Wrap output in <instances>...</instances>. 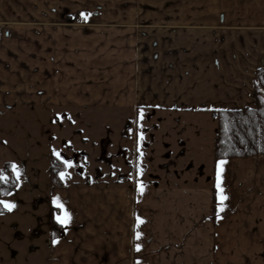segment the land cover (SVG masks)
<instances>
[{
    "label": "crops",
    "instance_id": "obj_1",
    "mask_svg": "<svg viewBox=\"0 0 264 264\" xmlns=\"http://www.w3.org/2000/svg\"><path fill=\"white\" fill-rule=\"evenodd\" d=\"M263 66L264 0H0L6 110L139 112L157 145L172 120L205 117L214 128L209 111L251 105ZM211 146L208 180L152 185L142 173L119 184L48 185L36 207H20L29 220L42 211V224L26 228L37 235L26 240L28 260L0 264H264V155L213 161ZM21 226L0 217L1 241Z\"/></svg>",
    "mask_w": 264,
    "mask_h": 264
},
{
    "label": "rangeland",
    "instance_id": "obj_2",
    "mask_svg": "<svg viewBox=\"0 0 264 264\" xmlns=\"http://www.w3.org/2000/svg\"><path fill=\"white\" fill-rule=\"evenodd\" d=\"M75 20L72 23L70 20L68 23L70 42H75L77 39L75 28L78 22ZM12 108L6 110L5 107H0V168L5 164L11 165L18 185L13 193L3 199L4 207L11 205L9 214L0 217L3 220L14 221L17 225L21 221V227L24 228L7 229L3 233V241L0 233V259L28 260L29 245L26 240L37 235H34L33 227L31 230L26 228H30V220L32 226L34 223L36 226L42 224L40 214L42 211L29 220L22 215L20 207H36L44 197L47 186L51 185L48 182V171L54 157L67 156L71 164H74L78 154L71 150L72 147L77 151L85 150L91 164L92 161L94 165L97 164L93 157H100L101 171L104 174L102 179L109 183L114 179L106 177L109 169L102 165V160L113 162L111 167H123L121 162L116 163L112 155L127 157L132 161L136 166L137 177L141 176V173L159 175L158 180L161 184H189L191 181L197 182L199 177H205L207 180L211 177L209 155L214 128L205 117L196 118L190 115L185 116L184 120H172L170 121L172 132L165 130L162 135H157L155 142L157 145H149L145 143V135L148 139L155 131L151 129L149 133L148 130L141 129L139 112L137 115L126 112L115 113L108 108L83 105H68L66 108H60L58 105ZM128 116L132 123L136 119L139 122L131 126V140L134 143L137 141V145L130 143L128 148L131 151H123L121 131L124 124L131 123L128 121ZM182 122L183 125L188 124V127H182L181 134L178 130L173 132L175 126L178 129V123ZM153 125L155 121H151V126ZM76 130L80 134L74 133ZM81 138L86 142H81ZM146 145H149L148 148ZM72 169L71 165L68 166L70 173ZM116 171H119L118 168ZM174 172L181 174V179H176L173 176ZM149 177L155 178L152 175ZM68 178L64 176L62 180ZM5 208L9 211V208Z\"/></svg>",
    "mask_w": 264,
    "mask_h": 264
},
{
    "label": "trees",
    "instance_id": "obj_3",
    "mask_svg": "<svg viewBox=\"0 0 264 264\" xmlns=\"http://www.w3.org/2000/svg\"><path fill=\"white\" fill-rule=\"evenodd\" d=\"M209 112L213 116L215 123L211 146L213 161L264 155V66L255 72L251 105L239 110H213ZM131 126L130 123L126 129V124H124L123 131H121L123 151H131L128 145L134 143L131 140ZM143 130L147 131L146 128H143ZM74 133L80 134L78 130L74 131ZM80 141L86 142L82 138ZM145 143L148 144L147 141ZM124 145L127 146L124 147ZM71 150L78 154L74 164H71L67 156H56L52 159L48 171L51 185L64 186L67 182H70L69 185L78 183L86 185L93 183L109 184V182H105L102 179L104 174L101 171L100 157H93L97 162L96 166L93 161L92 164L89 162L90 158L85 150L78 149L77 151L73 147ZM135 153L137 154L136 151ZM112 156L116 162L123 164V170L116 171L114 167H111L113 162L107 159L102 160V165L109 169L106 177L114 179L113 183H126L133 175H136V166L127 157ZM70 165L73 168L71 173L68 170ZM64 176H68V180L63 181L62 177ZM97 176L98 179H96ZM17 183V178L11 165L5 164L0 168V214L7 212L3 199L16 190ZM148 183L156 185L159 182L149 180ZM57 212L58 210L53 207L49 210L50 239L58 238L61 235L60 225L53 219Z\"/></svg>",
    "mask_w": 264,
    "mask_h": 264
},
{
    "label": "flooded vegetation",
    "instance_id": "obj_4",
    "mask_svg": "<svg viewBox=\"0 0 264 264\" xmlns=\"http://www.w3.org/2000/svg\"><path fill=\"white\" fill-rule=\"evenodd\" d=\"M129 125H130V123L128 122V123L126 124V129L129 127ZM106 144L108 145V142H107ZM106 144H105V146H107ZM150 175L155 176V178H154V179H151V178L149 177ZM173 176H174L176 179L178 178V180L181 179V174H179L178 172H176V173L174 172V173H173ZM147 177H148V179L151 180V181L159 182L158 179H159L160 176L157 175V174H154V173H153V174H152V173H148V174H147ZM149 180H148V181H149Z\"/></svg>",
    "mask_w": 264,
    "mask_h": 264
},
{
    "label": "snow or ice",
    "instance_id": "obj_5",
    "mask_svg": "<svg viewBox=\"0 0 264 264\" xmlns=\"http://www.w3.org/2000/svg\"><path fill=\"white\" fill-rule=\"evenodd\" d=\"M217 179H218V187H219V172H218V175H217ZM141 191H143V189L141 188ZM226 199V197H221V204L223 203V200ZM5 207L9 208V210L11 209V205H5ZM222 210V209H221ZM142 222V221H141Z\"/></svg>",
    "mask_w": 264,
    "mask_h": 264
}]
</instances>
